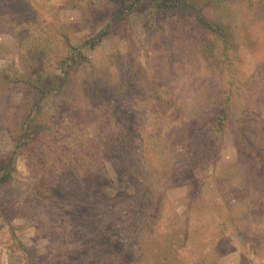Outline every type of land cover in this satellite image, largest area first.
Instances as JSON below:
<instances>
[{
	"label": "rangeland",
	"instance_id": "1",
	"mask_svg": "<svg viewBox=\"0 0 264 264\" xmlns=\"http://www.w3.org/2000/svg\"><path fill=\"white\" fill-rule=\"evenodd\" d=\"M133 1L0 0V264H264V0H200L227 41Z\"/></svg>",
	"mask_w": 264,
	"mask_h": 264
},
{
	"label": "trees",
	"instance_id": "2",
	"mask_svg": "<svg viewBox=\"0 0 264 264\" xmlns=\"http://www.w3.org/2000/svg\"><path fill=\"white\" fill-rule=\"evenodd\" d=\"M143 4H150L151 7L154 8L160 15H168V17H171L172 22H183V24L187 28V31L185 30V32H189L192 37H203V40L206 39L207 41L218 40L222 38L227 41V39L229 38V31L227 30L226 26L221 24V21L219 19L209 17L205 13L204 8L200 6V0H134L126 7L125 10H123L119 15H117V17H121L124 12L128 11L129 8L135 9L138 5ZM104 34L105 32H101L97 35V37H102ZM227 48L228 47L226 46L224 48V51H226ZM72 49L75 51L74 53L72 52L69 61H75V57L76 59H79L82 54L81 48L79 49L77 47H72ZM61 64L64 65V63ZM57 67L60 66L58 65ZM68 69L69 66L65 68L63 66L61 68V73L53 77L54 80L53 82L51 81V89L62 91V89L68 88V86H66V84L68 83V79L70 78V71ZM36 88L39 89V86H37ZM224 102H228V100L219 98V100L214 101V104H216L213 108L215 119L211 122L210 129L220 128L217 130H222L224 128L227 120V107L225 106ZM40 105L41 104L37 103L38 107H41ZM35 114L36 111L34 109H31V111L27 112L26 115L23 117V122L21 123L19 128L16 129V147H19L20 145L27 146V141H29L37 131V120ZM121 133L123 134L120 128H118L117 134L121 136ZM119 141L122 150L127 151L129 149L127 144H125L122 139ZM215 147L216 146H214L213 148ZM5 163V173L1 176L0 183L8 182V179L10 178L11 172L14 168V164L11 160L8 162V159H6ZM28 256V264H35V258L31 254H29Z\"/></svg>",
	"mask_w": 264,
	"mask_h": 264
}]
</instances>
